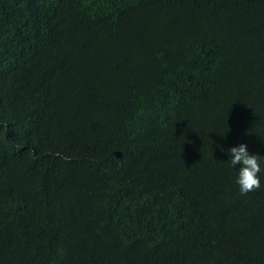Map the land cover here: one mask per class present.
Returning a JSON list of instances; mask_svg holds the SVG:
<instances>
[{
	"label": "trees",
	"instance_id": "trees-1",
	"mask_svg": "<svg viewBox=\"0 0 264 264\" xmlns=\"http://www.w3.org/2000/svg\"><path fill=\"white\" fill-rule=\"evenodd\" d=\"M0 264H264V0H0Z\"/></svg>",
	"mask_w": 264,
	"mask_h": 264
},
{
	"label": "clouds",
	"instance_id": "clouds-1",
	"mask_svg": "<svg viewBox=\"0 0 264 264\" xmlns=\"http://www.w3.org/2000/svg\"><path fill=\"white\" fill-rule=\"evenodd\" d=\"M228 153H230L231 166L240 165L236 179L240 193L247 194L259 189L261 183L258 174L261 172V156L250 154L244 143L231 147ZM116 155L119 157L120 153L116 152Z\"/></svg>",
	"mask_w": 264,
	"mask_h": 264
}]
</instances>
